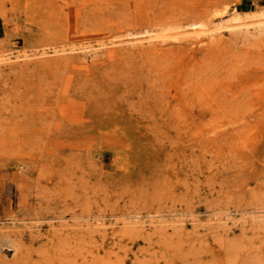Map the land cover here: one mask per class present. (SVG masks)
<instances>
[{
  "label": "rangeland",
  "instance_id": "obj_1",
  "mask_svg": "<svg viewBox=\"0 0 264 264\" xmlns=\"http://www.w3.org/2000/svg\"><path fill=\"white\" fill-rule=\"evenodd\" d=\"M238 1L0 0V264H264V0Z\"/></svg>",
  "mask_w": 264,
  "mask_h": 264
},
{
  "label": "bare ground",
  "instance_id": "obj_2",
  "mask_svg": "<svg viewBox=\"0 0 264 264\" xmlns=\"http://www.w3.org/2000/svg\"><path fill=\"white\" fill-rule=\"evenodd\" d=\"M262 13H264V11L262 12ZM239 18V15L238 14H233L232 16H231V20H237ZM193 28V27H192ZM150 37V36H149ZM151 39V38H150ZM149 39V40H150Z\"/></svg>",
  "mask_w": 264,
  "mask_h": 264
},
{
  "label": "crops",
  "instance_id": "obj_3",
  "mask_svg": "<svg viewBox=\"0 0 264 264\" xmlns=\"http://www.w3.org/2000/svg\"><path fill=\"white\" fill-rule=\"evenodd\" d=\"M247 3L248 1L247 0H239L238 3Z\"/></svg>",
  "mask_w": 264,
  "mask_h": 264
}]
</instances>
